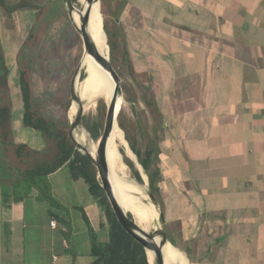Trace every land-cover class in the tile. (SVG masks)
<instances>
[{
	"label": "crops",
	"instance_id": "0c3cea01",
	"mask_svg": "<svg viewBox=\"0 0 264 264\" xmlns=\"http://www.w3.org/2000/svg\"><path fill=\"white\" fill-rule=\"evenodd\" d=\"M131 1L162 109L152 139L167 232L187 264H264V0ZM50 180L65 213L37 194L6 210L0 189V264L92 263L108 241L86 181L69 167Z\"/></svg>",
	"mask_w": 264,
	"mask_h": 264
},
{
	"label": "rangeland",
	"instance_id": "374dc122",
	"mask_svg": "<svg viewBox=\"0 0 264 264\" xmlns=\"http://www.w3.org/2000/svg\"><path fill=\"white\" fill-rule=\"evenodd\" d=\"M123 3V0L107 1L105 6L107 18L102 12V26L104 28L106 20L109 36L104 34L105 44L109 46L110 40V43L115 45V52L113 54L111 50L113 45L111 44L109 48L105 49L110 54L111 62L122 80L124 99H120L119 109L123 112L126 131L120 127L118 117L119 127L125 135L124 139L120 132L117 133V137L120 138L118 139L119 149L130 159L139 162L137 156V160L135 156H130L124 141L127 142L128 148L131 150L127 140L129 135L137 149L145 153L156 141L152 137L155 135L157 115L160 117V114L152 105L150 77L142 75V73H150L151 65L149 57L140 59V55L138 56L140 52L138 46L140 45L136 44L135 7L132 1L129 5ZM75 4L76 7H81L80 0ZM100 5L102 11V0ZM5 6L7 9L0 4V48L4 52L7 65L12 67L17 57L22 54L32 68L31 86L34 101L40 110L55 123L61 124L67 118L71 122L69 113L74 108L71 96L72 82L75 78L77 87L83 84L89 69L94 65L84 53L83 40L78 33L80 21L77 25L71 19L64 0H5ZM113 55L115 60H113ZM83 73L85 78L81 82ZM1 97L2 102L8 103L13 109L11 141L14 146L25 144L34 151H43L46 148V143L42 134L24 126L25 106L17 84L9 86L6 91H1ZM108 98L109 93L103 100L107 101ZM98 105L99 102L92 112L84 114L83 128H86L87 124L99 121ZM71 106L73 107L71 108ZM121 150L122 162L135 181L137 179L126 165ZM7 156L12 163L19 164L12 146L9 147ZM26 165L27 163H23L21 166L25 167ZM140 171L143 177V182L140 183L144 184L150 192L149 177L144 169ZM49 188L50 195L61 207L68 210L69 203L66 200L69 199L62 196L59 191H57L58 193L54 192L51 180H49ZM42 206L51 207L52 211L59 214L65 213L62 212L64 211L62 208H56L48 202ZM128 206L132 207L133 205L128 204ZM147 225L148 233H153L154 230L151 229L149 219H147ZM74 228H77V225L74 224ZM108 233L104 236L106 240L109 237ZM186 258L188 260L187 256ZM77 264L91 263H86V258H80L79 261L77 259Z\"/></svg>",
	"mask_w": 264,
	"mask_h": 264
},
{
	"label": "trees",
	"instance_id": "16d2710c",
	"mask_svg": "<svg viewBox=\"0 0 264 264\" xmlns=\"http://www.w3.org/2000/svg\"><path fill=\"white\" fill-rule=\"evenodd\" d=\"M77 1L73 0L74 3H77ZM107 1L109 0H102V12L106 18L107 12L105 11V6ZM123 2V4L129 5L131 1L123 0ZM0 4L7 9L5 0H0ZM104 24L106 34L109 36L106 20ZM110 44L109 40V46ZM111 45H113L111 46V50L114 54L115 45ZM113 60H115L114 55ZM146 75L150 77L149 72ZM31 77V65L22 54L17 57L15 64L9 67L6 63L4 52L0 48V189L2 191L4 209H10L14 204L21 203L34 196V194H37V200L40 202H48L56 208L66 209L65 207H61L50 195L49 180L62 168L69 167L75 179L82 178L86 181L90 194L98 202L104 214V226H109L108 241L97 243L98 250L94 249L92 254L94 260L91 264H149V255H147L145 248L117 220L105 190L101 186L98 170L93 161L75 148L69 135V118L61 124L55 123L53 120L48 119L35 103ZM84 78L85 74L83 73L81 82ZM13 84H17L23 105L25 106L24 126L27 129L42 134L46 143V148L43 151H34L25 144L14 146L13 141H11L13 109L8 103L2 102L1 91L8 90L9 86ZM152 102V105L157 109L161 117L162 109L157 107L153 100ZM119 111L121 112L119 116L120 127L126 131L123 112L121 109ZM98 112L99 121L85 125L96 141H98L102 134L106 119L107 104L103 99L99 101ZM157 117L159 116L157 115ZM121 133L125 138L122 130ZM127 140L131 150L138 157L139 164L149 177L151 195L158 201L164 211L165 205L160 188V184L163 181L160 164V154L162 151L158 144V137L155 138L154 145L147 149L145 153L137 149L129 135ZM11 146L14 148L19 164L12 163L7 156L9 147ZM121 153L124 156L126 165L132 170L134 177L139 182H143L142 174L136 164L122 150ZM23 163H27V165L22 167ZM115 195L124 210L134 216L133 208L128 206V204L126 205L116 193ZM131 214L130 216L132 217ZM56 218L62 226L67 227L69 232H71V226L66 220ZM84 219L89 225V219L85 214ZM168 236L169 241L178 251L177 248L180 247L175 239L170 233H168ZM95 242L96 240L94 239V247Z\"/></svg>",
	"mask_w": 264,
	"mask_h": 264
},
{
	"label": "bare ground",
	"instance_id": "6f19581e",
	"mask_svg": "<svg viewBox=\"0 0 264 264\" xmlns=\"http://www.w3.org/2000/svg\"><path fill=\"white\" fill-rule=\"evenodd\" d=\"M80 3L81 7L77 6L71 16V19L74 20L77 25L80 21V25H78L79 29L82 27L83 16L91 8L87 0H80ZM101 13L100 3L95 2L91 8L89 31L102 56L106 60H110V54L105 49L109 48V46L105 44L106 39L104 40L105 30L102 26ZM87 56L90 58L91 62L94 63V65L91 69H89L90 71L83 84H80L77 87L75 82L76 94L84 106L83 109L85 113L92 112L96 108L98 102L101 99H104V97L109 93L108 100H105L108 106L116 89V84L111 76V73L106 70L93 56L88 54ZM120 99L121 98L118 99L117 111L119 109ZM72 107L73 106H71V108ZM79 108V102L75 101L74 108L70 110L69 113L71 121H74L76 118ZM118 132L121 133V130L119 125L116 123L109 142L108 151V163L110 166L111 181L114 192L126 205H133L132 207L135 214V221L141 229L148 232L147 219H149L151 229L156 231L161 228L160 212L150 199L149 189L144 184L136 183L134 179L131 178L128 168L123 164L120 154L121 149H119L118 142V139L120 138L117 137ZM75 138L77 142L86 149L88 154L92 155L94 158L96 157L98 141L94 140L92 134L86 128H83V126L78 128L75 131ZM124 144L128 149L130 156H135L128 148L129 146L126 141H124ZM148 255L150 264H153L152 254L149 253ZM173 261L174 264H187L185 259L182 258L180 253L170 243L165 248V264H173Z\"/></svg>",
	"mask_w": 264,
	"mask_h": 264
},
{
	"label": "water",
	"instance_id": "95a60500",
	"mask_svg": "<svg viewBox=\"0 0 264 264\" xmlns=\"http://www.w3.org/2000/svg\"><path fill=\"white\" fill-rule=\"evenodd\" d=\"M64 1L67 5L70 16H72L73 12L76 10V4L73 2V0H64ZM87 1L90 4L91 8L95 2H99V3L101 2V0H87ZM91 8L83 16L82 27L78 30V33L81 35V38L83 40L84 53L93 56L99 63L103 65V67L106 70H108L111 73V76L116 84V89L114 91V95L112 97L110 104L107 106L105 124L102 134L98 139V149H97L96 157L94 158L92 157V155L86 152V149L82 145H80L75 138V131L81 126H84L85 112L83 109L84 106L80 101V98L76 94L75 78H74L71 87V96L74 102L75 101L79 102L80 108L74 121L70 122L69 135L75 145V148L78 151H80L82 154L88 156L96 166L98 170V177L101 186L105 190L107 198L111 204L113 212L117 220L119 221L120 225L145 248L147 255L149 253L152 254L153 264H165V248L171 242L169 241L164 211L161 208L158 201L149 192V196L152 203L158 208L160 212L162 228L154 231L153 233H148L137 225L135 218L131 213H128L124 210V208L121 206L114 192V188L111 181L110 166L108 163V151H109V142L113 134L114 127L116 123L118 124V117L120 114V111H117V103L119 98H123V90L121 86L122 80L119 74L117 73L116 69L114 68L111 59L106 60L102 56L97 45L92 39V35L90 34L89 31ZM131 160L136 164L139 171L141 169L143 170V167L139 164L138 161L135 162L133 159ZM135 182L138 184H142L137 180H135ZM130 214L132 215V217L130 216ZM148 260H149V256H148ZM149 264H150V260H149Z\"/></svg>",
	"mask_w": 264,
	"mask_h": 264
},
{
	"label": "built area",
	"instance_id": "2783aa9c",
	"mask_svg": "<svg viewBox=\"0 0 264 264\" xmlns=\"http://www.w3.org/2000/svg\"><path fill=\"white\" fill-rule=\"evenodd\" d=\"M51 226L56 227L57 226L56 221H51Z\"/></svg>",
	"mask_w": 264,
	"mask_h": 264
}]
</instances>
